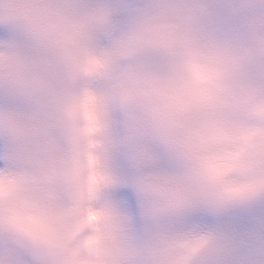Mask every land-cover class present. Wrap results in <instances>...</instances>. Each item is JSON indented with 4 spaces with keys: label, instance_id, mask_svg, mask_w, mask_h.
<instances>
[{
    "label": "clouds",
    "instance_id": "obj_1",
    "mask_svg": "<svg viewBox=\"0 0 264 264\" xmlns=\"http://www.w3.org/2000/svg\"><path fill=\"white\" fill-rule=\"evenodd\" d=\"M0 264H264V0H0Z\"/></svg>",
    "mask_w": 264,
    "mask_h": 264
}]
</instances>
